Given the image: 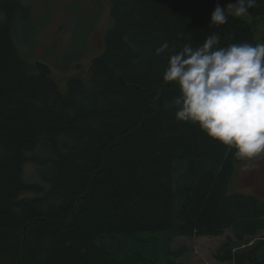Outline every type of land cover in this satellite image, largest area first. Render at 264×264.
<instances>
[{
    "label": "trees",
    "instance_id": "16d2710c",
    "mask_svg": "<svg viewBox=\"0 0 264 264\" xmlns=\"http://www.w3.org/2000/svg\"><path fill=\"white\" fill-rule=\"evenodd\" d=\"M108 2L102 52L62 90L13 39L30 7L0 0V264H174V238L228 229L216 259L264 264V240L253 241L264 197L229 190L246 159L174 119L178 85L154 55L212 33L221 46L252 43L250 23L229 15L209 26L215 5L232 0ZM248 12L264 17V0ZM26 163L40 181L24 178Z\"/></svg>",
    "mask_w": 264,
    "mask_h": 264
},
{
    "label": "clouds",
    "instance_id": "9594fccd",
    "mask_svg": "<svg viewBox=\"0 0 264 264\" xmlns=\"http://www.w3.org/2000/svg\"><path fill=\"white\" fill-rule=\"evenodd\" d=\"M256 2L232 0L227 9L217 3L209 26L244 16ZM154 55L167 58L162 80L178 85L172 100L177 122L196 125L238 158L264 157V42L221 46L220 35L212 33L179 50L165 41Z\"/></svg>",
    "mask_w": 264,
    "mask_h": 264
},
{
    "label": "rangeland",
    "instance_id": "374dc122",
    "mask_svg": "<svg viewBox=\"0 0 264 264\" xmlns=\"http://www.w3.org/2000/svg\"><path fill=\"white\" fill-rule=\"evenodd\" d=\"M30 7L28 15L17 18L13 39L27 61L47 64L62 90L67 79L84 76L93 57L103 50V39L111 25L108 0H21ZM1 16V14H0ZM244 17L251 25L253 44L264 42V17ZM24 178L40 181L32 163L24 165ZM229 190L264 197V157L244 160L234 169ZM230 229L220 236L176 237L173 248L181 251L174 264H233L218 260V247L232 238ZM256 239L264 240V231ZM252 242V241H251ZM257 252L264 254V246Z\"/></svg>",
    "mask_w": 264,
    "mask_h": 264
}]
</instances>
